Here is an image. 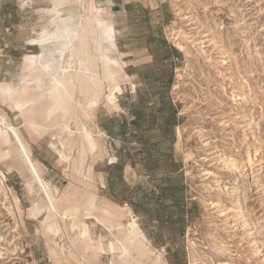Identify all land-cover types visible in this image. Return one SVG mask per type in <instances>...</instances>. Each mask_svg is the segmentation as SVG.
<instances>
[{
  "label": "rangeland",
  "instance_id": "1",
  "mask_svg": "<svg viewBox=\"0 0 264 264\" xmlns=\"http://www.w3.org/2000/svg\"><path fill=\"white\" fill-rule=\"evenodd\" d=\"M125 1L128 21L114 6L120 0H63L61 18L72 16L80 30L70 52L56 57L35 89L14 98L10 89L38 75L23 73L24 63L41 55L29 42L53 29L54 4L0 0V264H154L168 254L176 255L173 264H264V0H141L156 11ZM113 27L114 44L107 43ZM151 37L181 54L170 91L181 118L174 141L162 137L159 119L149 121L162 90L147 65L152 52L158 61L166 54ZM136 108L143 112L137 138L129 125L118 133ZM11 127L60 216L50 212ZM141 144L154 155L149 163ZM118 159L124 169L110 170ZM170 162L184 174L182 208L158 197ZM108 174L114 191L124 190L121 179L130 187L124 193L140 203L138 214L110 196ZM179 215L185 222L172 224ZM89 226L94 233L81 236ZM105 226L121 227L122 254L105 251Z\"/></svg>",
  "mask_w": 264,
  "mask_h": 264
},
{
  "label": "trees",
  "instance_id": "2",
  "mask_svg": "<svg viewBox=\"0 0 264 264\" xmlns=\"http://www.w3.org/2000/svg\"><path fill=\"white\" fill-rule=\"evenodd\" d=\"M128 7H126V10ZM150 41L158 42V45L162 46L166 51V54L161 59V61H158L155 54L152 52L151 55L153 56V62L147 65L149 68L150 74H153L156 77V80L160 82V90H162V95L159 97L160 102V109L158 110V114H151L149 117V121L155 122L156 119L160 120L161 128L160 131L162 133V137L165 139H170L171 141H174V128L178 126L181 123V118H179V107L177 104L173 102V99L170 96V91L172 89L174 78H175V67L176 62H174V59L181 58V54L175 50L173 47H171L168 42L164 39L157 38H149ZM160 66L162 67L161 70L156 72V68ZM142 97H140L139 103L136 104V107L141 106ZM143 117V112H134L133 120H131L130 123H127V120H120L118 123V128L120 134H125L126 130H124V126L129 125L131 127L130 136L135 137L136 130L140 127V121ZM111 121H115L114 118L111 119ZM105 130L108 132V134L111 136L112 132L105 126L102 125ZM123 126V127H122ZM143 145V148H141L140 155L142 156L141 160L149 163L152 161L154 155L152 154L151 150L149 149V145ZM171 167L170 169H163L162 173L163 176L159 180L160 183L158 185L159 190V199L164 200L166 203H170L173 206H177L179 208L185 207L187 205V202L185 201V191H186V185L182 182V178L184 177L183 172H181V165L176 164L173 162H170ZM125 167V163L122 159H118L117 162L111 164L109 166V169L111 170H120L122 171ZM146 172L150 175H153V170L149 167H147ZM176 181H179L176 183ZM120 184L123 186V191L116 192L114 191V185L115 182L112 180V176L108 174L106 185L107 190L110 193V196H112L116 201L122 203V204H130L135 213L138 214V205L139 202H136L132 199L131 194L125 195V190L130 191V187L126 185V183L123 181V179L120 180ZM137 188L133 189L132 192H135ZM155 195L153 194L152 199H155ZM147 199L146 197H144ZM161 207L164 205L160 204ZM150 214V213H149ZM167 222H170L168 220ZM175 222V223H174ZM185 220L182 218L181 215H179L176 219V221L172 220V224L176 223H183Z\"/></svg>",
  "mask_w": 264,
  "mask_h": 264
},
{
  "label": "crops",
  "instance_id": "3",
  "mask_svg": "<svg viewBox=\"0 0 264 264\" xmlns=\"http://www.w3.org/2000/svg\"><path fill=\"white\" fill-rule=\"evenodd\" d=\"M52 0L53 4H54V9H52L51 11H49L50 15L52 16V19L50 21L51 26L53 27L52 30L50 29H44L43 33H41V35L39 36V38L37 39H33L29 42V45H33V46H38L39 48H41V53L43 55V61L50 63L52 65V69L54 68V60H56V57H62L63 55H67L68 52H70V39L73 40L74 37H76V34L78 35V31L76 28H74V18L72 16H69L67 18H61V14L62 11L61 9L63 8V0ZM55 2V3H54ZM141 2V0H140ZM129 2L125 1V0H120V2H117L114 6L118 7L119 9H122L125 14H126V20L128 21V13L126 11V5H128ZM141 5L145 8V9H149L148 6H146L145 4H143V2H141ZM96 10H99L96 7H93ZM155 10L149 9L150 11H156L158 9L154 8ZM84 17H88L87 15L83 16ZM70 22H73L70 23ZM156 25H163L165 23V19L162 18L161 21L156 22ZM112 24V23H111ZM107 43H113L114 44V27L112 29L111 34L109 35L108 39H106ZM106 44V43H105ZM65 45H67V49L64 52V47ZM45 49V50H44ZM50 50V51H49ZM146 52L148 51V49L146 48L145 50ZM39 54V55H40ZM33 56H37V55H33ZM30 56H28L29 58ZM152 59V56H151ZM25 67L23 69V73H29L30 71H34L36 72L38 68V66H30V64L28 62L24 63ZM45 77V76H44ZM43 77V78H44ZM112 227V226H110ZM113 229H116V233H117V229L121 227L117 226V227H112ZM106 256V255H105ZM110 256V255H109ZM162 255H160L161 257ZM114 258L116 257L115 255L113 256ZM154 263V264H173L172 262L169 263L170 261H172L173 259H177L176 255H163V258H160ZM174 257V258H173ZM117 258V257H116ZM115 259H112V263L110 264H120L119 260L118 262H113ZM179 260V259H178ZM179 263V262H178Z\"/></svg>",
  "mask_w": 264,
  "mask_h": 264
},
{
  "label": "bare ground",
  "instance_id": "4",
  "mask_svg": "<svg viewBox=\"0 0 264 264\" xmlns=\"http://www.w3.org/2000/svg\"><path fill=\"white\" fill-rule=\"evenodd\" d=\"M61 1V0H60ZM59 1V2H60ZM55 3V2H54ZM97 12V11H96ZM87 24V23H86ZM79 25V24H78ZM82 44V43H81ZM67 49V45H65V47H64V51ZM81 49V48H80ZM45 50V49H44ZM50 51V50H49ZM72 53V52H71ZM31 59H29V64H30V66H38V68H35V69H37L36 70V72H37V77L33 80V81H29L27 84H25L24 85V88L23 89H21V90H19V91H15V90H11L10 89V95L12 96V97H19V96H23V95H25L27 92H29V91H32L33 89H35V86H36V84L37 83H42V80H43V77L46 75V74H48V75H51V73H52V65L50 64V63H47V62H44L43 61V55L41 54L40 56H32V57H30ZM39 58H40V62H39ZM105 58H107V56H102L101 57V61L102 62H104V60H105ZM63 60H64V58H63ZM62 60V61H63ZM61 71H63V72H66V69H63V70H61ZM52 80V79H51ZM52 82H53V85L54 86H57L58 87V85H60L61 83L59 82V80L57 79V78H53V80H52ZM61 86V85H60ZM60 89H61V87H60ZM2 92H3V90H2ZM63 96V95H62ZM59 96H56V99H55V102L59 105L60 103H59V99H57ZM13 99V98H12ZM14 100V99H13ZM49 107V106H48ZM59 108H61V106L59 105ZM26 112H28V111H26ZM25 112V113H26ZM46 112V111H45ZM40 115V114H39ZM35 116V115H34ZM37 117V116H36ZM36 117H34V118H36ZM40 117V116H39ZM38 118V117H37ZM30 120V119H29ZM36 121V120H35ZM11 131L13 132V134H14V136H15V138H16V141H17V143L19 144V147H20V150H21V152H22V156H23V158H24V160H25V163L27 164V166L29 167V169H30V171H31V173L40 181L39 183H41V185L43 186V188L46 190V193H47V187H46V184L41 180V178H40V175H39V173H38V170H37V167H36V165H35V163L32 161V159L30 158V156H29V151H27V146H26V144L23 142V140L20 138V136L18 135V132H16L15 130H14V128H12L11 127ZM70 134V133H69ZM59 155H60V157H64V152L63 151H59ZM47 196H48V198H49V201H50V204H51V206H50V212L51 213H54V215L55 216H60L59 214H58V211H57V209H56V206H55V200H53L50 196H49V194L47 193ZM128 213L129 214H131V211H130V209H128ZM67 215L66 214H64L63 215V218L64 217H66ZM136 217V216H135ZM78 220V219H77ZM99 220V219H98ZM57 222V221H56ZM81 222H83V221H81ZM85 223V222H84ZM87 224H88V222H87ZM90 225V224H89ZM99 225H101L100 223H99ZM130 225H131V230H129V233L131 234V235H135V234H138V232L140 231V228H139V226L137 225V222L132 218V220H131V223H130ZM81 226V225H80ZM94 226V225H93ZM92 226V227H93ZM94 228V227H93ZM103 229H105V231H107V233L110 235V238H111V240H110V242H109V244H108V249L107 250H105L106 252H109V253H111V252H116V253H119V254H122L123 253V247H122V245H121V243L118 241V239H117V237H116V229H113L112 227H110V226H105V227H103ZM92 230H94V229H92L91 228V226H89L88 227V231H81L80 232V235L82 236V235H86L85 233H87V234H93L94 232L92 231ZM117 231L119 232L120 231V228H118L117 229ZM84 237V236H83ZM109 238V237H108ZM91 241H92V238H91ZM132 242V241H131ZM135 247V246H134ZM131 251H132V249L131 248H129ZM128 249V250H129ZM130 251V252H131ZM55 255V254H54ZM58 256V255H57Z\"/></svg>",
  "mask_w": 264,
  "mask_h": 264
}]
</instances>
